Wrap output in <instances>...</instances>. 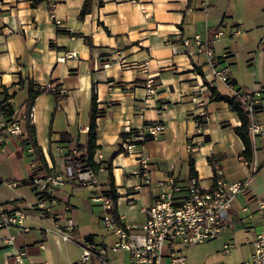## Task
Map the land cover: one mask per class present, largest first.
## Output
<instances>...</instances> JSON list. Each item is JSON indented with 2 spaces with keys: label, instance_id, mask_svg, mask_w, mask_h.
Here are the masks:
<instances>
[{
  "label": "crops",
  "instance_id": "crops-1",
  "mask_svg": "<svg viewBox=\"0 0 264 264\" xmlns=\"http://www.w3.org/2000/svg\"><path fill=\"white\" fill-rule=\"evenodd\" d=\"M85 1L39 0L33 6L32 0H0V105L8 96L15 124L26 136L29 85L62 89L65 95L57 101L44 93L32 104L29 124L42 154L38 164L27 157L20 138L0 136V208L24 213L20 224L0 226V264H17L20 251L23 264H77L86 239L106 249L108 264H127L128 252L108 251L115 236L99 226L101 203L94 197L114 186L112 208L120 224L111 219L113 224L139 227L144 208L162 190L159 182L174 177L184 184L191 177L190 156L202 188L214 183L211 157L228 183L249 177L232 202L233 216L264 199V0H93L91 13L79 20ZM195 35L211 41L210 55L182 45ZM221 69H227L226 83L215 78ZM149 77L156 86L151 95L145 88ZM92 88L99 110L94 188L74 179L64 163L74 145H86ZM211 89L229 99L260 92L255 118L262 133L251 141L250 162L234 132L239 117L227 102L211 100ZM200 113L205 116L199 127ZM155 124L163 126L160 135L137 143L131 154L123 151L127 130ZM33 170L65 178L41 207L29 183ZM141 170L151 184L144 183ZM262 224L264 216L255 214L226 235L248 245L244 261ZM66 232L70 240L62 238ZM119 252L126 256L118 260Z\"/></svg>",
  "mask_w": 264,
  "mask_h": 264
},
{
  "label": "built area",
  "instance_id": "built-area-1",
  "mask_svg": "<svg viewBox=\"0 0 264 264\" xmlns=\"http://www.w3.org/2000/svg\"><path fill=\"white\" fill-rule=\"evenodd\" d=\"M142 11L146 18L150 16L144 10ZM59 23L55 20V24ZM221 34L220 32L217 35ZM210 42V40L202 41L198 35H195L192 38H184L182 45L184 47L193 45L198 52L205 51L207 55H210ZM188 55H193V52H188ZM120 63H124V61L121 60ZM108 66V63L103 64L104 68ZM214 75L221 82L226 83L228 80L227 69L214 71ZM145 88L149 95L155 93L156 86L153 77L147 78ZM48 89L59 97L64 95L62 89ZM259 95L260 92L256 91L245 92L238 96L241 106L249 116L248 135L250 141L262 133V126L255 118V112L260 106ZM204 116V113H200L199 117ZM27 118L29 123L33 122L32 108ZM197 124L199 127L202 126L200 123ZM162 132L163 126L160 124L143 126L132 135L130 130H127L125 132L126 142L122 149L127 154H131L135 149L136 142L153 139ZM6 133L16 138L22 136V130L16 124H9L6 127ZM188 147L191 148V143ZM28 151L32 152V149H28ZM254 171L255 167L252 166L251 172ZM75 173L82 185L90 188L97 186L95 172L92 169H77ZM140 173L145 176L144 183L151 184L146 170H141ZM213 173L215 180L209 189L202 188L196 176H191L184 184L174 177H168L159 182L162 190L156 194L153 202L144 208L145 220L139 227L114 225L110 216L112 200L104 194L95 196L94 200L100 202L104 210L102 221L115 236V241L108 251L111 253L128 252L130 258L127 264H186V258L181 254L178 246H191L232 234L238 225L246 224L255 214L264 216V199L257 200L253 210L249 206L243 207L241 217H235L230 212L234 198L247 188L249 177L242 182L228 183L223 177L221 168L217 165ZM29 183L37 191L38 206L41 207L44 199L53 196L56 188L65 184V178L58 173L38 174L33 170ZM11 185L15 186L16 184L12 183ZM9 212L0 208V226L8 227L20 224L24 213L20 210H15L10 214ZM62 238L64 240L71 239L68 232L62 233ZM234 247L233 242H225L222 245V252L228 254ZM252 247L249 259L239 264H264V224L256 233ZM105 250V248H98L94 243L89 242L84 247L77 264H87L92 259H95L99 264H108V259L103 255ZM163 251H168L170 254L164 256ZM23 256L24 252H18L16 255L17 264H23ZM218 264L230 263L221 262Z\"/></svg>",
  "mask_w": 264,
  "mask_h": 264
},
{
  "label": "trees",
  "instance_id": "trees-1",
  "mask_svg": "<svg viewBox=\"0 0 264 264\" xmlns=\"http://www.w3.org/2000/svg\"><path fill=\"white\" fill-rule=\"evenodd\" d=\"M38 3H39V0H32L33 6L37 5ZM92 5H93V0H86L84 2L79 12V15H78L79 20H82L87 14L91 13ZM44 93H53V92L50 91L48 88H35L33 84L29 85L28 100L26 102V115H25L26 136H24L22 133V136L20 137V144H21L23 151L28 153L27 152L28 149H32V152L28 153L27 157H29L31 161L36 164L40 162L42 158V154L40 153V150L36 142L34 127L31 124H29L27 115L30 109L32 108V104L34 100L39 95L44 94ZM244 93L245 92H241L235 98L229 99V98L219 95L215 89H211V100L227 102L231 110L235 112L237 116L239 117L241 121V125L239 127L234 128V132L241 139L244 145L245 149L242 154L243 159L246 162H250L252 160L253 146H252V143L248 135L249 116L247 112L244 111L238 99V96ZM53 94L55 95L57 101L63 100L65 98V95L59 97L55 93ZM8 99L9 97L6 96L5 100L0 105V136H3V137L8 135L6 133V127L9 124L16 123V120L14 118V111H13L11 104L8 102ZM98 115H99V110L97 108L96 93L94 89L92 88L91 89V99H90V110H89V126H88V132H87L86 145L85 146L74 145L69 151V153L64 158L65 165L74 172L73 174L74 179L76 178L75 171L77 169L90 168L93 171L98 170V165L94 164L93 162V155L97 148L96 146V140H97L96 119ZM197 122L200 123L201 125L204 124L202 117L197 118ZM136 132L137 131H130V134L132 135V134H135ZM123 137L125 139V134L123 135ZM147 140H150V139H147ZM137 143H142V142H136V144ZM73 150L75 152H73ZM209 162L213 168V171L216 165L219 166L218 164H216L217 161H215L214 157H211L209 159ZM189 167H190L191 176H196L194 162L191 156L189 157ZM213 179L215 180V176H213ZM104 195L107 198L111 199L112 202H115L117 200V194L115 192L114 186H112L109 191L104 192ZM110 216H111V219H113L117 224H120L114 208L110 210ZM86 242L89 243L90 239H86Z\"/></svg>",
  "mask_w": 264,
  "mask_h": 264
},
{
  "label": "rangeland",
  "instance_id": "rangeland-1",
  "mask_svg": "<svg viewBox=\"0 0 264 264\" xmlns=\"http://www.w3.org/2000/svg\"><path fill=\"white\" fill-rule=\"evenodd\" d=\"M99 207L101 209V223L99 226L106 232L108 229L102 221V218L104 217V210L101 206ZM225 236L226 235H223L220 238L191 246H178V249H180L181 254L186 258V264H218L221 262L239 264L244 261L246 259V254L249 251L248 245L242 244L241 240L238 238L228 240L227 236L229 235ZM228 241L233 242L235 244V248L228 254H225L222 252V245L224 242ZM107 242H110V238H107ZM169 254L170 253L168 251H163L164 256ZM115 256L119 260L123 256H126V254L119 252L116 253Z\"/></svg>",
  "mask_w": 264,
  "mask_h": 264
}]
</instances>
